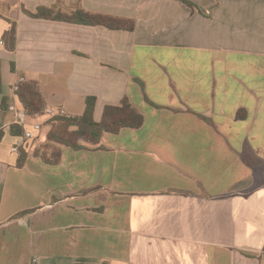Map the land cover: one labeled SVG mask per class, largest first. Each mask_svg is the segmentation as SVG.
<instances>
[{
  "label": "crops",
  "instance_id": "1",
  "mask_svg": "<svg viewBox=\"0 0 264 264\" xmlns=\"http://www.w3.org/2000/svg\"><path fill=\"white\" fill-rule=\"evenodd\" d=\"M190 1L0 0V264H264V0ZM20 78L45 108L78 118L95 96L100 122L128 98L144 123L74 147L40 113L16 152Z\"/></svg>",
  "mask_w": 264,
  "mask_h": 264
},
{
  "label": "trees",
  "instance_id": "2",
  "mask_svg": "<svg viewBox=\"0 0 264 264\" xmlns=\"http://www.w3.org/2000/svg\"><path fill=\"white\" fill-rule=\"evenodd\" d=\"M194 6L190 0H183ZM29 15L37 18H52L88 25H103L111 29H123L132 31L136 27L133 19L121 18L108 14H97L78 8L71 14H64L49 7H40L36 12H28ZM17 26L12 24L11 30L7 33V46L15 51L17 44ZM15 65L12 64L14 69ZM3 91L2 73L0 70V92ZM23 108L28 116H34L43 112L45 102L41 92L33 82L22 83L16 91ZM96 97H87L85 113L81 117L59 118V126L51 131L50 138L58 142L74 147L78 146L80 137L91 141L100 139L104 132L117 133L123 128H139L144 123L143 114L130 102L128 98L123 99L119 106L108 105L105 108L103 118L100 122L94 120V109ZM11 133L22 136L24 129L18 124L11 126ZM4 132L0 130V140ZM83 264V263H76Z\"/></svg>",
  "mask_w": 264,
  "mask_h": 264
},
{
  "label": "built area",
  "instance_id": "3",
  "mask_svg": "<svg viewBox=\"0 0 264 264\" xmlns=\"http://www.w3.org/2000/svg\"><path fill=\"white\" fill-rule=\"evenodd\" d=\"M0 44H3L2 40L0 41ZM24 82H25V79L20 78V80L14 85V90L18 91L20 88V85ZM42 113L49 115V117L51 119L70 117L64 108H57V109L45 108ZM27 117H28V115L26 114V111L24 108L18 112L16 124L23 127L24 133L21 136L22 137L21 141L16 143L15 146L13 147V150L16 152H19L20 148L27 141L35 140L38 137V135L36 133L41 132V129H42V124L40 122H34L30 128L26 127L25 125L27 123V121H26Z\"/></svg>",
  "mask_w": 264,
  "mask_h": 264
}]
</instances>
